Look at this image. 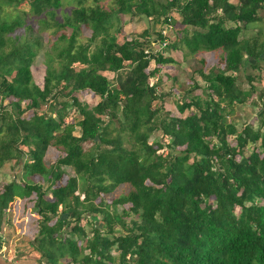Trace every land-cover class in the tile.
Instances as JSON below:
<instances>
[{"label":"trees","instance_id":"1","mask_svg":"<svg viewBox=\"0 0 264 264\" xmlns=\"http://www.w3.org/2000/svg\"><path fill=\"white\" fill-rule=\"evenodd\" d=\"M72 1L58 17L62 0H3L30 11L0 15V96L12 99L0 103V169L28 171L0 185V264H12L11 207L34 194L39 229L28 246L40 264H264V108L257 127L228 121L257 93L255 75L245 89L239 73L262 68L264 0ZM125 16L149 26L120 41ZM33 22L56 29L43 86L32 72L43 47ZM166 24L176 38L155 50ZM167 48L219 59L217 71H199L206 89L194 94L193 81L181 116L163 104L160 73L178 63ZM84 90L96 105L74 95ZM67 109L81 116L78 136ZM50 148L63 155L48 165Z\"/></svg>","mask_w":264,"mask_h":264},{"label":"rangeland","instance_id":"2","mask_svg":"<svg viewBox=\"0 0 264 264\" xmlns=\"http://www.w3.org/2000/svg\"><path fill=\"white\" fill-rule=\"evenodd\" d=\"M89 1L91 3H94L96 0ZM62 3L63 5L57 13L58 17L62 16L61 14H63L64 10H70L75 5V2L72 0H62ZM99 3L104 4V7H108L112 4L111 0H99ZM0 6L2 7V9L0 10V15L2 18H10L14 16L16 12L24 17L23 14L30 11V7L27 2L17 7H9L6 6L3 0H0ZM125 18V22L127 24L123 28V32L120 35V41H122L123 36H127L129 38L133 36H139L140 33L149 26L146 19L142 17L135 18L134 20L132 19L133 21L129 20V16H125ZM33 25L35 31L43 38V47L40 50L38 56L35 58V61L33 62L32 72L35 83L43 86L47 69V57L45 55V52L53 46V41H55L56 39V29L54 27L43 28L42 26H39L37 22H33ZM261 26L264 28V22ZM159 29L160 26H157L153 30L159 31ZM17 33H21V35L23 33L26 34L24 30L23 32ZM169 33L171 41H174L176 38L175 31L173 34L171 33V31H169ZM255 33L256 32H252L251 34L254 35ZM83 36L84 41L87 42L88 38L91 37V31L88 28H85ZM151 48H149V50ZM163 52L165 53V56L171 55L178 60L177 64L174 63L164 65L162 68V72L160 73V77L163 80V83L160 85V89L166 96L163 104H165L166 111H170L173 115L181 116V112H179L177 104L182 100L188 89L190 90L193 81L198 82L199 85V88L195 89L194 94L201 95L202 93H204L203 89H206V82L199 71L202 70L205 74L209 73L211 70L217 71L219 69V59L217 54H215L214 52H201L186 59H184L180 51L168 50L167 48L166 50L164 49ZM153 65L154 64L152 63L151 66L153 67ZM261 66L262 68L259 70L248 68L246 71H241L239 73L240 87L245 89L249 88L250 84L247 77L249 74L252 76L255 75L254 82L255 86L257 87V93H254L253 99H250L244 105H237L235 110L229 113L228 121L236 124L239 129H242L246 124H254L255 127L260 124V112L264 108V97L263 99H260V95L264 96V61H262ZM173 77H176V80H174ZM156 79L157 78L153 79V81H156ZM74 95H76L80 101L87 102L92 106L96 105L100 100L98 96L94 95L93 92H90L89 90L80 91L75 93ZM11 101V98L2 99V97L0 96V103H2L3 106L9 104ZM257 116L259 117L258 120H256ZM24 117H34V111H32V109H29L24 114ZM80 119L81 116L76 111L70 109H67V111H65V120L68 123L67 125L75 129L74 134L77 136L80 134V128L79 126H76V124ZM156 136L157 134H155V137ZM229 141L232 144H236V139L232 136H230ZM91 146L92 143L90 142L84 143V147L86 149L90 148ZM24 148L26 151H28L26 147ZM59 155L63 154H61V152H59L57 149L50 148L45 156L46 163L50 165L56 160ZM26 174H28V171L26 169L24 170L23 168H19L17 165H14V162L8 163L0 169V185L2 186L3 183L10 182L13 179L26 178ZM32 178L35 180L39 179L38 176H33ZM66 179V176H64L61 180H59V183L64 184L66 182ZM47 185L48 183H45V186ZM126 187L128 186H120L117 191L108 196V200L112 201V199L121 195L122 192L126 190ZM35 200L36 195L34 194L30 200H16L14 205L11 207L12 224L7 230V233H9L10 235V250L8 256L9 258H11L12 264H40L36 251L30 249V247L28 246L30 243L29 240H32L35 237L39 229L40 218L35 208ZM87 228H89V226ZM118 229L121 230L120 227H118ZM22 237H26L28 241L27 239H23Z\"/></svg>","mask_w":264,"mask_h":264},{"label":"built area","instance_id":"3","mask_svg":"<svg viewBox=\"0 0 264 264\" xmlns=\"http://www.w3.org/2000/svg\"><path fill=\"white\" fill-rule=\"evenodd\" d=\"M172 26L170 25V24H166V25H164L163 27H162V29H161V33H162V35H163V39H162V42H161V44H159V43H156L155 45H154V49L155 50H160L161 48H164V47H167L169 44H170V42H171V39H170V33H169V31H171V33H172ZM171 29V30H170ZM152 50H149V49H147L146 50V53H149V52H151Z\"/></svg>","mask_w":264,"mask_h":264}]
</instances>
